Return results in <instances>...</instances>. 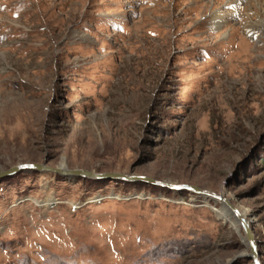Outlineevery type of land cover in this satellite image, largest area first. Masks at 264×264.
<instances>
[{
  "label": "rangeland",
  "instance_id": "374dc122",
  "mask_svg": "<svg viewBox=\"0 0 264 264\" xmlns=\"http://www.w3.org/2000/svg\"><path fill=\"white\" fill-rule=\"evenodd\" d=\"M19 163L222 193L264 264V0H0V171ZM243 235L185 190L0 179V264H253Z\"/></svg>",
  "mask_w": 264,
  "mask_h": 264
},
{
  "label": "water",
  "instance_id": "95a60500",
  "mask_svg": "<svg viewBox=\"0 0 264 264\" xmlns=\"http://www.w3.org/2000/svg\"><path fill=\"white\" fill-rule=\"evenodd\" d=\"M21 171L58 172V173H64V174L80 176V177L102 178L108 180H141L147 183L167 187L175 191L185 190V191L193 192L195 194L202 195L204 198L212 199L214 201H220V203L223 202L226 205V207L234 214L240 227L242 228L244 234L243 238L245 240V246L249 250L247 256L252 260L253 264H263L261 259V253L255 239V234L253 232L251 222L247 221L246 217L241 214L240 209L235 205H233L230 202V200L227 197H225L222 193H216L212 190L204 189L189 183L164 182L148 176H142V175L132 176L121 172L95 173L87 169H70L63 172L61 171V169L53 168L40 163H19L13 165L6 170L0 171V179L6 176H12Z\"/></svg>",
  "mask_w": 264,
  "mask_h": 264
},
{
  "label": "bare ground",
  "instance_id": "6f19581e",
  "mask_svg": "<svg viewBox=\"0 0 264 264\" xmlns=\"http://www.w3.org/2000/svg\"><path fill=\"white\" fill-rule=\"evenodd\" d=\"M217 15V17H216V19H220V16L218 15V14H216ZM213 17V16H212ZM215 19V18H214ZM62 168H65V167H62ZM229 210V209H228Z\"/></svg>",
  "mask_w": 264,
  "mask_h": 264
}]
</instances>
